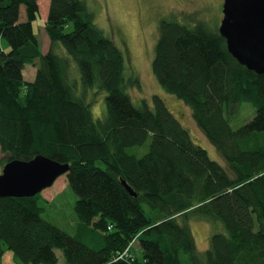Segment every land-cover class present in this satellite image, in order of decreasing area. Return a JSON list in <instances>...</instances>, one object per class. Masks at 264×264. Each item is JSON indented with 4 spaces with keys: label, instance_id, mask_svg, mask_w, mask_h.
I'll return each instance as SVG.
<instances>
[{
    "label": "trees",
    "instance_id": "trees-1",
    "mask_svg": "<svg viewBox=\"0 0 264 264\" xmlns=\"http://www.w3.org/2000/svg\"><path fill=\"white\" fill-rule=\"evenodd\" d=\"M39 0H0V166L39 155L69 165L68 187L88 246L43 218L42 195L0 197V260L16 264H264V75L242 66L219 27L174 16L159 25L153 72L165 91L192 110L198 127L227 163L212 160L155 96L135 106L122 51L95 23L85 0H50L43 54L34 23ZM83 94L70 83L69 58ZM36 68L32 82L23 77ZM107 93V114L94 119L87 92ZM243 103L256 116L234 130ZM151 140L142 158L127 153ZM123 181L137 195L132 196ZM222 225L199 251L190 224ZM142 259L116 260L133 240ZM131 250V249H130Z\"/></svg>",
    "mask_w": 264,
    "mask_h": 264
},
{
    "label": "rangeland",
    "instance_id": "rangeland-1",
    "mask_svg": "<svg viewBox=\"0 0 264 264\" xmlns=\"http://www.w3.org/2000/svg\"><path fill=\"white\" fill-rule=\"evenodd\" d=\"M91 12L95 15L96 25L104 31L116 46L122 51L125 58V79L135 77L137 85L130 86L127 90L135 106L142 102L152 104L155 96L164 100L169 110L190 133L193 141L205 149L210 158L224 167L227 163L218 153L217 149L207 139L193 118L192 110L175 96L168 94L156 78L152 62L155 47L159 39V25L164 19L174 16L181 24L194 26L198 21H203L211 28H218L223 18L224 0H85ZM50 0H39L40 12L34 23V29L39 34L43 50H49L50 40L43 26L42 18L49 11ZM46 11V12H45ZM55 52L71 60L69 79L75 87L78 96L83 94V85L77 63L70 58L66 50L59 43ZM2 50L8 52V43L0 38ZM36 69L27 65L23 70L26 81H33L31 77ZM87 100L91 103L94 119H104L107 114V93L100 91L96 85L87 92ZM256 116V109L250 103H243L237 115L230 118L234 130L248 124ZM151 140L140 147H131L127 153L137 158H142L149 152ZM4 157L0 153V159ZM3 167L0 166V174ZM39 205L44 209L43 218L68 233L78 236L82 242L90 246L91 236L84 237L80 230V222L75 214V205L78 197L68 187L66 175L57 179L53 186L42 193ZM191 229L195 235L199 251H205L209 246L210 237L217 232H226L222 225H216L206 220H194ZM136 239V238H135ZM133 242V241H132ZM130 246V245H129ZM130 253L142 259L137 239L130 248ZM124 252V251H123ZM59 261L57 264H67L61 250L56 251ZM185 264L188 256H183ZM0 264H16L11 252L1 258Z\"/></svg>",
    "mask_w": 264,
    "mask_h": 264
},
{
    "label": "water",
    "instance_id": "water-1",
    "mask_svg": "<svg viewBox=\"0 0 264 264\" xmlns=\"http://www.w3.org/2000/svg\"><path fill=\"white\" fill-rule=\"evenodd\" d=\"M222 13L219 33L229 53L248 70L264 75V0H224ZM68 172V164L43 155L28 162L10 161L0 174V197H35ZM122 183L137 196L125 181Z\"/></svg>",
    "mask_w": 264,
    "mask_h": 264
},
{
    "label": "built area",
    "instance_id": "built-area-1",
    "mask_svg": "<svg viewBox=\"0 0 264 264\" xmlns=\"http://www.w3.org/2000/svg\"><path fill=\"white\" fill-rule=\"evenodd\" d=\"M135 243V240L130 244V246L122 253L118 254L116 260H129V261H134V257L130 253V248L133 246Z\"/></svg>",
    "mask_w": 264,
    "mask_h": 264
},
{
    "label": "crops",
    "instance_id": "crops-1",
    "mask_svg": "<svg viewBox=\"0 0 264 264\" xmlns=\"http://www.w3.org/2000/svg\"><path fill=\"white\" fill-rule=\"evenodd\" d=\"M46 12V11H45ZM47 16H48V12H46L45 13V16L42 18V21H46L47 20ZM35 30V29H34ZM45 30V29H44ZM35 33H36V31H35ZM38 36H39V34H38ZM40 37V36H39ZM49 38V37H48ZM50 40V39H49ZM50 44H51V42H50ZM40 45H41V42H40ZM49 47H50V45H49ZM2 48V47H1ZM8 48H9V50H10V47H9V45H8ZM41 49H42V45H41ZM50 49V48H49ZM8 50V51H9ZM49 50H43L42 49V52H43V54H46L47 52H48ZM36 69V68H35ZM32 73V76L31 77H34L35 78V76H36V74H35V70L33 71V72H31ZM28 82H32V81H28ZM58 256V255H57ZM58 261H59V257H58Z\"/></svg>",
    "mask_w": 264,
    "mask_h": 264
}]
</instances>
